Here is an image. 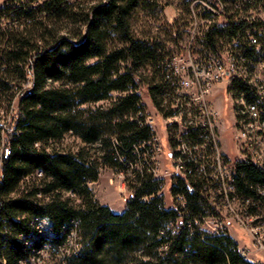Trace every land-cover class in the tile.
Returning <instances> with one entry per match:
<instances>
[{
	"label": "trees",
	"instance_id": "16d2710c",
	"mask_svg": "<svg viewBox=\"0 0 264 264\" xmlns=\"http://www.w3.org/2000/svg\"><path fill=\"white\" fill-rule=\"evenodd\" d=\"M159 4H0V105L6 102L9 109L28 71L33 79V88L18 101L13 131H6L11 152L2 160L0 264H29L46 249L50 258L39 264H254L232 236L196 223L207 210L198 179L172 180L173 203L183 194L184 209L167 205L163 180L146 166L131 170L132 192L121 212L101 203L90 186L103 164L128 174L127 162L139 160L134 145L154 135L140 115L146 112L142 74L153 68L156 83L149 96L163 110L162 63L174 54H165L155 37L139 33L135 21L155 15ZM210 14L204 8L203 15ZM236 32L229 13L224 23L211 22L204 44L220 54ZM232 87L237 93L248 89L241 81ZM68 134L81 140L77 148L64 144ZM236 179L240 192L255 195V185L264 184V169L243 163ZM37 218L49 221L47 231L39 230ZM73 231L76 249L68 248Z\"/></svg>",
	"mask_w": 264,
	"mask_h": 264
},
{
	"label": "built area",
	"instance_id": "2783aa9c",
	"mask_svg": "<svg viewBox=\"0 0 264 264\" xmlns=\"http://www.w3.org/2000/svg\"><path fill=\"white\" fill-rule=\"evenodd\" d=\"M3 1L0 2L2 4ZM207 10L211 21L229 15L234 16L237 32L230 44L220 54L209 50L184 54L163 61L160 76L161 110L166 127L177 129L168 142L172 145L165 153L162 138L154 132L151 139L134 145L138 162H127L131 170H141L146 166L157 178H183L185 172H192V178L202 182L201 194L206 200L207 210L196 223L202 224L210 233L232 236L236 226L250 239L251 247L244 244L241 254L254 264H264V184L255 185V195L240 192L236 174L243 163H250L264 169V156L258 155V147L251 144L252 126H260L264 131V0H207ZM243 46H253L248 53L246 77L232 79V57L243 51ZM231 81L243 82L248 89H241V97L248 98L247 122L234 121L235 139L241 151L235 159L228 158L219 134L220 111L213 106L210 97L215 90H226ZM32 85V75L28 77L20 94ZM250 91H257V99H250ZM19 97H15L7 109L8 117L0 109V133H4V143L0 144L2 159L10 148L6 131H13V117L17 116ZM144 122L153 125L156 115L140 112ZM173 141V142H172ZM163 155L169 160L168 168L161 170ZM190 182L191 179H186ZM188 182V184H190ZM175 208H185L183 194L174 197ZM43 231V226H41ZM234 238V237H233ZM259 256H252L253 249Z\"/></svg>",
	"mask_w": 264,
	"mask_h": 264
},
{
	"label": "rangeland",
	"instance_id": "374dc122",
	"mask_svg": "<svg viewBox=\"0 0 264 264\" xmlns=\"http://www.w3.org/2000/svg\"><path fill=\"white\" fill-rule=\"evenodd\" d=\"M4 1V0H0ZM156 14L153 16L137 19L135 26L139 33L151 35L156 38L162 51L167 55L184 54L188 50L194 53L207 52L204 44V35L211 24V19L203 15L204 8H207V0H158ZM230 1V0H229ZM163 5V6H162ZM226 17L217 19L219 23H224ZM143 84L140 87V94L145 111L156 115V122L153 125V130L162 138V145L165 153H169L172 145L169 144L168 138H172L177 129L166 127L161 110H158L153 105L152 98L149 96V89L156 83L154 70L152 67H147L143 70ZM226 90H215L210 100L214 107L220 111L221 123L219 134L222 144V149L228 158L235 159L241 151L240 143L236 141L235 112L233 100L230 93ZM100 104V103H99ZM4 110V117L7 119V103L4 102L0 106ZM64 144L71 146L74 149L81 144V140L68 134L64 140ZM161 170L168 168L169 160L162 156ZM118 165L101 166L99 179L91 182L90 186L96 198L103 204H108L115 212L124 210L125 204L131 194L128 187L127 178L129 174L121 171ZM163 180V193L167 205L173 204V196L170 194L172 184L171 178L165 177ZM41 228H39L40 230ZM43 231L47 229L43 228ZM75 233H71L68 241L70 246L76 249L78 246L74 244ZM232 237L240 244H245L251 247L249 237L238 227H234ZM49 247V246H48ZM253 249L252 256H259L258 252ZM41 258L31 259L29 264H39L45 258H50L49 249L44 250Z\"/></svg>",
	"mask_w": 264,
	"mask_h": 264
},
{
	"label": "bare ground",
	"instance_id": "6f19581e",
	"mask_svg": "<svg viewBox=\"0 0 264 264\" xmlns=\"http://www.w3.org/2000/svg\"><path fill=\"white\" fill-rule=\"evenodd\" d=\"M248 53H253V46H243V51H239L238 54H233L232 57V79H241V77H246L248 72V64H247V58ZM28 77V75H27ZM260 81H264V74H260ZM234 81H231V84H226V91L227 93H230V97L233 100V107L235 112V121L240 122H247V106H248V98L247 97H241V92L237 93L235 91L234 87H232ZM33 88V79H32V85L30 88H28L27 91L22 92L20 94V89L17 91L15 97H19V99L25 95L27 92H29ZM237 88V87H236ZM160 94V89H159ZM250 99H257V91H250ZM14 101V99L12 100ZM3 105V104H2ZM1 106V105H0ZM14 128V124H13ZM0 141L1 144L4 143V133H0ZM251 144H254V147H258V155L264 156V131H261L260 134V126H252L251 130ZM11 152V148H7V155H9ZM121 157V156H120ZM2 149H0V181L2 178V169H3V161H2ZM121 161H126L125 157L120 158ZM192 178V172H185V179H191ZM263 208H264V200H263ZM36 226L38 228L49 229V221L46 218H37L35 220ZM239 243V242H238ZM240 251H244V244H240L238 246Z\"/></svg>",
	"mask_w": 264,
	"mask_h": 264
}]
</instances>
